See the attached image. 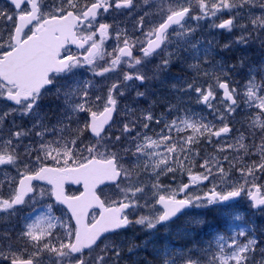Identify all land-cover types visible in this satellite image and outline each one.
<instances>
[{
    "label": "snow or ice",
    "instance_id": "snow-or-ice-1",
    "mask_svg": "<svg viewBox=\"0 0 264 264\" xmlns=\"http://www.w3.org/2000/svg\"><path fill=\"white\" fill-rule=\"evenodd\" d=\"M0 264H264V0H0Z\"/></svg>",
    "mask_w": 264,
    "mask_h": 264
}]
</instances>
